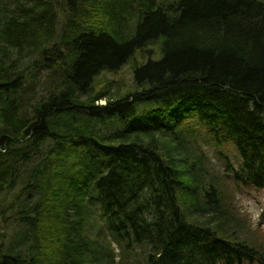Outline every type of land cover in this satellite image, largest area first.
<instances>
[{
  "label": "trees",
  "instance_id": "16d2710c",
  "mask_svg": "<svg viewBox=\"0 0 264 264\" xmlns=\"http://www.w3.org/2000/svg\"><path fill=\"white\" fill-rule=\"evenodd\" d=\"M135 1L0 0V264H264V0Z\"/></svg>",
  "mask_w": 264,
  "mask_h": 264
},
{
  "label": "rangeland",
  "instance_id": "374dc122",
  "mask_svg": "<svg viewBox=\"0 0 264 264\" xmlns=\"http://www.w3.org/2000/svg\"><path fill=\"white\" fill-rule=\"evenodd\" d=\"M141 1V0H140ZM163 0H158V2H162ZM167 1V0H165ZM139 4V1L132 0L131 9L133 12L132 16H137V6ZM110 7V6H109ZM131 22V20H130ZM106 23V22H105ZM133 23V22H131ZM110 27V26H108ZM134 27V26H133ZM134 29L128 30V34L132 33ZM156 51H158V46L155 45L152 47ZM143 60V58H141ZM140 59L138 61H141ZM40 70H47L43 68H39ZM42 75L46 73V71H41ZM44 77L39 78L40 80ZM117 79H125L126 82L129 84L132 83V75H131V68L130 66L126 65L123 67V69L120 71V73H111L102 75L98 82L102 84L105 81L108 80H117ZM99 84V86H101ZM100 105L105 104V100H102L99 102ZM214 157V156H213ZM215 163L218 164V161L216 158L213 159ZM230 190L234 189V203L235 206L239 212V216L242 219L247 221V224L251 223V227L253 229L259 227H264V190L258 191L254 188H248V187H238L235 186L233 183H229ZM20 193V186L12 190L11 192H8L3 195V198H5V202H7L5 205H9L11 202L15 201V198ZM233 194V193H232ZM3 203L0 200V240H6V242L11 241V237L14 235V233L17 232L16 229H18V225L16 223L17 216L14 213V210L10 211H3ZM99 206V205H98ZM100 207V206H99ZM98 209V208H96ZM94 214H91L92 219H90V224L88 227L93 231V235L99 236V238H103L107 234V229L105 222L101 220L99 217L100 211L93 212ZM97 219V220H96ZM249 227V226H248ZM243 231H245V228H243ZM104 233V235L102 234ZM103 236H102V235ZM106 242L110 243V247L113 251V257H114V263L111 264H119L120 259L124 258L125 262L124 264H145L143 259V253L135 255L133 258L127 256L124 251H122L121 247L113 242L112 240H109L106 238ZM105 241V240H104ZM111 241V242H109ZM27 246V244H26ZM25 248V246H24ZM141 255V256H140ZM132 256V254H131ZM139 257V258H138ZM102 264H105L106 261L102 260ZM108 264V263H107ZM121 264V263H120Z\"/></svg>",
  "mask_w": 264,
  "mask_h": 264
}]
</instances>
